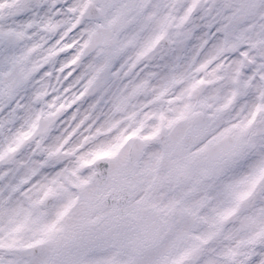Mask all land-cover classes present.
I'll use <instances>...</instances> for the list:
<instances>
[{"label":"snow or ice","instance_id":"6c2138e0","mask_svg":"<svg viewBox=\"0 0 264 264\" xmlns=\"http://www.w3.org/2000/svg\"><path fill=\"white\" fill-rule=\"evenodd\" d=\"M206 2L211 6L202 15L205 0H191L177 18L164 14L177 0H0V95L13 94L41 65L42 75L53 76L47 68L53 60L65 81L61 92L70 99L48 103L55 108L49 118L81 105L98 110L111 93L113 75L135 80L130 92L108 101L120 118L109 117L84 143L115 135L81 156L69 176L38 179L49 160L72 154L62 151L68 140L46 150L47 159L35 152L17 158L39 131L38 120L0 147V264H264V208L258 216H244L264 200V154L247 153L261 108L246 123L212 136L195 104L129 110L136 107L134 98L149 91L155 93L152 104L173 105L205 84L199 79L178 96L172 89L188 74L152 86L158 74L146 71V62L174 22L188 25L199 15L203 49L218 37L227 44L235 22L257 7V0ZM23 41L32 43L21 49ZM120 57L126 59L119 71L111 72ZM215 58L195 71L205 72ZM35 100L52 97L41 90ZM91 119L85 115L76 128ZM81 169L92 171L81 176ZM50 200L61 201L51 213L45 210ZM73 242L83 247L68 259Z\"/></svg>","mask_w":264,"mask_h":264},{"label":"clouds","instance_id":"9594fccd","mask_svg":"<svg viewBox=\"0 0 264 264\" xmlns=\"http://www.w3.org/2000/svg\"><path fill=\"white\" fill-rule=\"evenodd\" d=\"M190 4L191 0H177L175 9H165L164 14L171 12L173 16L179 18ZM210 6L205 0V3L201 5L199 15L203 14V9ZM199 15L194 17L192 23L188 25L177 27L178 20L174 22L151 59L146 62L148 64L146 71H154L158 74V77L152 81L153 87L158 86L172 75L179 77L188 74L187 79L172 89V96L180 95L199 79H204L205 84L200 85L190 97L185 94L182 100L173 105L163 102L152 104L155 93L149 91L146 95L134 98L131 104L136 107H130L129 110H139L142 104L149 105L145 109L147 111H167L169 107H182L185 103L195 104L199 106L198 110L204 113L202 120L209 125V135L212 136L219 135L226 128L246 123L256 109L261 108L247 137L250 143L247 148L248 155L259 157L264 154V3L257 0V7L253 11L235 22L234 27L229 30L227 44H224L223 40L218 37L210 41L203 49L200 48V37L203 36L204 29L197 27L202 23ZM5 23L8 22L5 21ZM188 32H191V36L185 39L184 34ZM49 39L52 37L49 36ZM31 43L32 41H23L18 47L22 49ZM218 49L222 50L217 51ZM212 55L216 58L208 69L197 73L195 69L198 63L204 62ZM38 58V55H34L32 60L36 61ZM125 59L126 57L118 58L110 71L118 72V66ZM56 63L57 61L53 60L47 66L48 71H53V76L42 75L44 65H41L32 78L25 81L13 94L0 95V147L6 145L18 131L28 130L32 122L38 120L39 123V131L19 154L18 159H24L33 152L36 153V158L47 159L46 150L68 140L67 144H63L62 151L72 154L49 160L48 169L44 171L42 177L38 178L41 180L45 176L48 180L57 178L59 172H63L64 176H69L70 172L78 167L81 156L112 139L115 133L109 136H98L95 140L84 143V138L94 136L96 128L102 126L109 117L114 115L115 118H120L121 114H114L108 101L117 92L124 94L130 92L135 82L133 77L125 79L122 75H113L110 80L111 93L105 97V102L98 110L92 112L81 105L77 110L61 112L54 118H49L48 113L55 112V108H49L48 103L59 104L63 100L70 99L61 92L65 81L60 78V73L54 71ZM41 90L47 91L52 100L37 102L35 96ZM57 96L60 99H56ZM100 113L103 115L101 116ZM85 115L91 116L92 119L77 129L76 125ZM149 123L155 124L156 121ZM73 132H75L74 135ZM77 148L78 150L73 151ZM91 171V169H81L80 175H89ZM60 179L63 180L64 177ZM64 182L68 192L75 195L77 190L67 181ZM60 203L59 200H50L45 210L51 213ZM261 208H264V200L257 201L250 206L244 216H258ZM235 226L239 227L240 221H237ZM226 227L230 228L232 225ZM82 247V242L69 244L66 248V257L74 259Z\"/></svg>","mask_w":264,"mask_h":264}]
</instances>
